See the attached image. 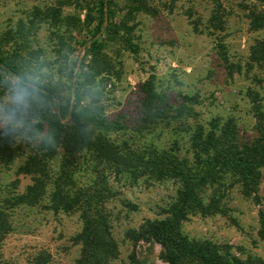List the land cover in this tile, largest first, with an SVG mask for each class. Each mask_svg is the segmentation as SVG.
Listing matches in <instances>:
<instances>
[{
  "label": "trees",
  "instance_id": "obj_1",
  "mask_svg": "<svg viewBox=\"0 0 264 264\" xmlns=\"http://www.w3.org/2000/svg\"><path fill=\"white\" fill-rule=\"evenodd\" d=\"M256 1L263 9L248 12L250 28L253 32H264V0ZM211 2L213 8L207 29L216 39V54L224 65L228 80L233 81L236 75H243L244 68L249 71L257 68L264 72V38L250 48L245 67L234 61L222 37L227 25L224 2ZM85 3L86 0H56V7L35 11L36 18L31 20L28 28L21 25L15 38L9 32L0 39V67L11 69L17 61L44 52L31 51V31L37 24H49L53 39L57 41L54 53L69 64L75 48L65 42L62 34L63 10L74 8L81 13L86 12V26L94 27L86 40L80 43L81 54L73 61L81 69L76 82L65 78L62 93L50 90L51 107L46 122L56 133L57 148L41 149L20 139L14 142L0 139V164L9 169L18 157H25L18 175L33 177L32 185L23 194L16 193L18 186H14L12 192L7 190L8 193L0 188V247L14 231L15 211L42 206L48 201L47 211L81 214L83 229L74 240L81 247L77 264H113L119 259L120 246L113 236L110 217L106 213V204L113 197L106 186V173H110L119 178L127 177L133 185L146 178L172 180L180 185L165 218L147 220L137 230L127 233V238L134 245L141 242L159 245L166 264H264L261 258L245 255L243 249L238 250L241 252L238 256L230 245L192 240L183 232L184 224L193 216L225 215L230 189L239 187L245 198L257 203L261 201L264 103L260 94L252 89L248 92L256 135L243 142L234 118L214 119L205 127L199 122L196 112L199 96L181 95L182 104L175 107L168 95L158 90L156 77H152L141 87L140 129L144 131L163 123L178 122L180 132L188 135L191 159L182 156L179 143L167 151H130L124 148L112 137L123 127L109 122L105 108L99 103L104 96L101 86H107L114 77L120 80L122 76L105 50L116 43L125 51L138 55L139 45L132 39L137 17L140 14L155 16V10L149 0H128L123 11L118 9L115 0H96L92 7H85ZM11 44L13 48L9 49ZM256 84L264 87V74L256 78ZM89 91L93 93L92 97L88 95ZM61 95L66 98L63 103ZM89 103L95 104V113L88 111ZM84 170L96 176L97 181L89 188L81 186L79 181ZM207 190L210 191L208 202L202 196ZM260 218L259 235L264 239V212ZM49 259L47 254H40L35 264H48Z\"/></svg>",
  "mask_w": 264,
  "mask_h": 264
},
{
  "label": "rangeland",
  "instance_id": "obj_2",
  "mask_svg": "<svg viewBox=\"0 0 264 264\" xmlns=\"http://www.w3.org/2000/svg\"><path fill=\"white\" fill-rule=\"evenodd\" d=\"M94 1L86 0L84 6L92 7ZM115 1L121 11L128 2ZM223 2L227 25L222 37L232 59L245 67L250 48L264 38V32L251 30L248 12L262 10L263 6L256 0ZM149 4L155 10V16L138 15L132 37L139 45V54L125 51L116 43L105 50L116 69L122 72L120 80L114 77L107 86H101L104 96L99 103L105 108L106 118L123 127L113 133V139L130 151H167L179 143L182 156L191 159L188 135L180 132L178 122L163 123L144 131L140 129L141 87L156 77L158 90L167 94L175 107L182 104L181 95L199 96L196 112L203 126L207 127L214 119L234 118L240 129L241 141L252 140L256 135L255 119L248 92L251 89L257 91L264 103V87L256 84V78L263 77L264 72L257 68L250 71L244 68L243 75H236L233 81L228 80L224 65L216 54V39L207 29L213 8L211 0H149ZM53 7H56V0H0V39L9 32L15 38L21 25L28 28L31 20L36 18L35 11ZM62 15L64 40L75 48L70 65L81 54L80 43L86 40L94 27L86 26V12L66 8ZM31 32V51L43 50L53 63L59 61L62 66L63 57L58 58L54 53L57 41L53 39L49 24H37ZM12 48L13 44L9 46ZM24 159L18 157L9 169L0 164V188L5 192H12L14 186H18L16 193L23 194L32 185V176L18 175ZM86 170L82 171L79 181L81 186L89 188L97 180ZM106 182L113 194L106 204V213L110 217L113 236L120 246L119 259L113 264H166L159 245L152 242L134 245L127 238V233L137 230L147 220L165 218L180 185L172 180L149 178L133 185L127 177L119 178L110 173H106ZM202 196L208 202L210 191ZM259 196L261 201L257 203L245 198L239 187L230 189L225 215L193 216L184 224L183 232L192 240L230 245L238 256L241 255L238 250L243 249L245 255L264 260V239L259 235L261 212H264V176ZM47 203L15 211L14 231L0 247V264H35L36 258L43 253L50 257L48 264H77L81 247L74 240L83 229L81 214L47 211Z\"/></svg>",
  "mask_w": 264,
  "mask_h": 264
},
{
  "label": "clouds",
  "instance_id": "obj_3",
  "mask_svg": "<svg viewBox=\"0 0 264 264\" xmlns=\"http://www.w3.org/2000/svg\"><path fill=\"white\" fill-rule=\"evenodd\" d=\"M80 71L78 63L61 66L44 52L17 61L14 68L0 67V139H20L36 148L56 149V133L46 122L50 90L62 93L65 78L75 83ZM60 98L62 103L66 99ZM88 111H97L94 103H89Z\"/></svg>",
  "mask_w": 264,
  "mask_h": 264
}]
</instances>
